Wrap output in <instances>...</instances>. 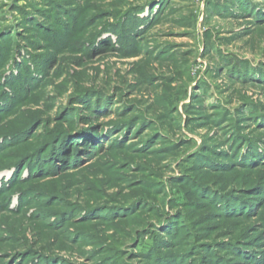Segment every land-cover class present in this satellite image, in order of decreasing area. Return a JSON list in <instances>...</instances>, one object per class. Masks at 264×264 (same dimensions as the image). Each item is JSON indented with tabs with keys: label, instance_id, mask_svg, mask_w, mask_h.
Instances as JSON below:
<instances>
[{
	"label": "rangeland",
	"instance_id": "rangeland-1",
	"mask_svg": "<svg viewBox=\"0 0 264 264\" xmlns=\"http://www.w3.org/2000/svg\"><path fill=\"white\" fill-rule=\"evenodd\" d=\"M0 264H264V0H0Z\"/></svg>",
	"mask_w": 264,
	"mask_h": 264
}]
</instances>
